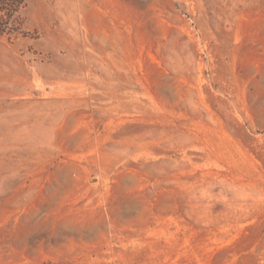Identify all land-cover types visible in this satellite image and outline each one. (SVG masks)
I'll list each match as a JSON object with an SVG mask.
<instances>
[{
    "label": "rangeland",
    "instance_id": "rangeland-1",
    "mask_svg": "<svg viewBox=\"0 0 264 264\" xmlns=\"http://www.w3.org/2000/svg\"><path fill=\"white\" fill-rule=\"evenodd\" d=\"M0 264H264V0L0 9Z\"/></svg>",
    "mask_w": 264,
    "mask_h": 264
},
{
    "label": "trees",
    "instance_id": "trees-1",
    "mask_svg": "<svg viewBox=\"0 0 264 264\" xmlns=\"http://www.w3.org/2000/svg\"><path fill=\"white\" fill-rule=\"evenodd\" d=\"M23 2L24 0H0V9H3L9 14V11H16ZM1 31L3 32L4 30Z\"/></svg>",
    "mask_w": 264,
    "mask_h": 264
}]
</instances>
